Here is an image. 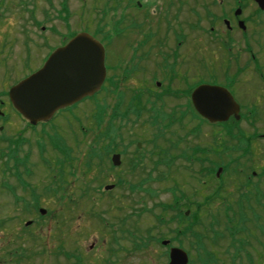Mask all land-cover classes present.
<instances>
[{"label":"rangeland","instance_id":"374dc122","mask_svg":"<svg viewBox=\"0 0 264 264\" xmlns=\"http://www.w3.org/2000/svg\"><path fill=\"white\" fill-rule=\"evenodd\" d=\"M163 1L141 0L142 3L148 5L149 12L155 13L156 15H160L163 12L165 8ZM182 1H184L182 2L184 6L180 8L178 13L172 10L170 18L172 15L177 14L176 22L181 25H188L192 18V11L195 10L201 15L203 10L201 7H197L193 0ZM197 1L202 2V0ZM248 1L250 2V0ZM30 3V0H0V36H3L4 40H6L5 42L11 39L10 47L6 48L7 51H4L6 64L4 66L2 64L0 65V89H3L5 93L19 80V76H23L22 72L30 66L29 62L20 63L19 50L22 48L20 41L18 42L20 38L19 29L23 24L28 22V15L24 11L21 13L20 7L28 8L30 7ZM64 3L70 11L69 22L71 27H77L81 19L83 20L85 18L91 22L94 28L98 17L96 18V15L92 14L81 15L82 0H35V14L38 28L42 23L46 24V18L48 20L53 18L55 22L53 26L59 27L61 22L56 19V16L60 17L62 15L60 11ZM99 5H101V0H97V8L100 7ZM213 12L219 13L217 9ZM251 14H253V8L246 7L244 15L250 17ZM257 21L264 24V14L260 18L254 19V22ZM203 25L206 28L208 27L206 22H203ZM252 28L255 31L258 30L263 33V35L256 37V39L263 41L264 25L258 26V28L253 26ZM82 31L97 38L89 25ZM79 32L80 30L76 29L73 33L77 34ZM249 34L251 32L248 31L247 37H250ZM42 37L43 34L38 29V66L41 64L40 61H43L48 55V51L45 50L47 47H40ZM234 38L237 39L238 36H234ZM199 46L197 56L194 54L190 41L180 47L181 54H183L181 60L185 62L184 67H181L183 72H191L189 61L194 55L197 57L199 64L197 66V72L206 70V68L202 67L203 63H205L206 67L207 65L209 66L210 61L208 58L211 57V48L207 45L206 38L202 37L199 39ZM235 51L236 48L233 49V53ZM257 52H254V54H256L260 63L263 64L264 56L259 57ZM214 56L211 58L215 63H219L220 60L216 58L217 55L214 54ZM246 57L249 58L250 55L243 56L241 65L246 64ZM115 60L113 53L108 51L106 57L107 66L111 65ZM252 67L253 65L251 64ZM251 68L249 69L251 70ZM217 69L220 68H216L212 73L201 72L199 75L219 76ZM221 69L223 70V68ZM234 69L235 67L231 63L230 70ZM250 86L251 84L249 86L241 84L240 87L244 90L241 94L245 96L243 100L247 109L250 108V104L258 103L257 111L250 112L255 113L254 117H258L254 124L248 125L244 122L240 123V128H242L245 138L253 141L255 134H264V88L261 86L257 90L256 88H250ZM99 98L97 96L95 99ZM1 102L5 105L1 112L5 116L11 117L12 127H9L11 124L5 125L0 120V126L5 125L0 132V152L6 150L1 145V139H15L14 132L21 130H23L20 132L21 137L29 140V143L22 145L19 150L23 154L29 153L32 158H36L39 150L35 147V143L38 140H42L40 139L41 137H45L41 131L48 132L50 138L52 140L55 139V142L57 139L59 145L67 148V151L65 156H60L55 151L49 152L48 145H46L47 150L45 154L53 158L49 163L50 170L48 169L49 171H46L42 165H38L34 170L33 176L28 178L32 187L36 190V194L39 196V194L43 193L39 199V205L40 208L51 212L49 217L46 215L42 219H39L33 209H31V213H25L20 205L15 206L14 199L16 195L22 198L25 197L27 200H29V195L17 189L16 180L10 174L4 177L0 173V222L4 223L0 227V264H16L20 251L28 250L32 245L26 236H24L27 232H23L24 223L29 220L36 222L31 228L37 238L33 247L34 252H37L34 258V264H77V260L75 259H65L63 257L65 252L80 255L81 257H78L82 264H166L167 259L163 256L164 252L156 242H151L145 249L141 248L139 250L133 249L131 243L140 242L142 238L137 239V233L140 232L143 234L149 228L153 229L152 239L157 240V237L163 234L174 236L170 232H174L175 228H177V223L174 220L171 221L170 217L176 216L172 211L164 212L160 206V204H169L172 202L171 192H174L177 197H182L178 203L181 216L184 217L186 211H189L188 217L190 218L188 219L187 217V221L183 225L187 223L191 224V222L195 224V227L190 230V233H187L185 237H180L183 241L184 250L188 252L190 258L189 264H227V262L231 264L234 259L235 263L233 264H239L235 254L237 253L238 255V247L239 245L243 246V242L247 243L246 249L254 248L256 252L261 249L259 254L262 255L264 253V241L261 240L262 236L264 237V188L262 185L257 187L261 198L259 195H256L259 197L261 203L259 210H256L258 218L251 220L246 225L244 222L242 225L235 223L236 220H232L234 216L229 217L230 212L228 213L229 216L224 215V204H222L221 199H215L211 205H205L196 211L199 203H202L218 187L224 188L223 197L228 199L229 202H232L236 198L239 199L242 193L248 194L246 191L249 192V187L246 188L245 186L246 177H251L250 184L255 185L259 181L264 180V178H258V175H250L251 170L255 171V174H258L264 166V141H260V138L257 139L256 143H250V152L240 142H229L228 147L226 146V151L224 146L223 153L225 154H223V158L220 155V157L214 156L207 159L206 155L201 156V160L197 159L191 164L184 160L182 157L183 152H190L194 149L193 147L206 149L205 152H207V149L213 148L214 146L212 145L215 143L214 139L212 142V137L219 135L217 128L210 127L208 124H202L198 120L192 123H186L185 121L181 125V128L178 124L166 128V130L162 126L165 132L162 130L163 134L161 136L159 134L157 135V137H160L157 141L159 145L163 144L166 139H170L175 143L179 137L184 138L186 144H184V147H180L175 151L170 150L173 148L167 147L169 149L166 152L167 159L170 161L168 164L163 161L164 155L151 154L153 150L152 145L149 143L150 140L155 138L154 135L158 131L156 128H153V124L149 123V121L147 123L144 122L147 120V117L144 115L143 118H146L141 125L126 126V128L120 127V125H124L120 120H117V122L114 118L112 120L113 111L110 99L104 98L100 101L101 104L97 105V111L103 109L100 123H97L95 119L96 108L94 104L90 101L83 103L80 109L82 113L79 114L78 112V114L82 118V126L85 133L79 132L77 128L73 129L72 126L68 128L64 123L56 122L55 120L50 125H42L37 130L32 132L28 131L24 123L18 122L17 115L11 111L8 104H6L7 102L4 100ZM242 114L249 116L247 112ZM196 125H199V132L196 135L194 134V137H189L192 135H187L186 133ZM53 126L55 127L52 130ZM112 129L119 131V136L123 139V143L120 142V139H117L115 150L123 152L121 154L122 164L117 169L110 168V156L106 157L104 154V148L106 147L107 149L111 142L105 137H101L105 133V136L108 133L112 135ZM186 136L187 138H185ZM223 139L224 137L222 141ZM227 140L225 141L224 139L226 143ZM96 141L98 144H96ZM128 143L131 146H128ZM136 143L141 144V153H143L146 159V164L144 165V172L138 173L140 175H135L133 178L129 175L127 167L135 153ZM90 151L98 152L102 158L101 161L97 158L93 159V156L89 153ZM169 151L172 152L169 153ZM228 154H230L227 164L229 170L223 168L218 180L215 177H210V175H207V180L204 179L203 177L209 171L211 173L213 165L216 168V163H225L227 160L226 155ZM91 156L92 160H90ZM57 157H62L61 161L55 159ZM149 159L150 161H148ZM232 159H236V161L242 160L243 164L240 166L237 162V165H234V167ZM3 161L4 159H1L0 165ZM156 161H160V164L154 169L153 164ZM244 162L248 164H244ZM97 164L101 170L97 168ZM149 174L151 175L149 176L150 179L143 186V190L148 187V191L152 192L154 194L153 196L148 195V191L144 192L139 189L131 191L129 189V185L138 184L141 179L146 178ZM6 178H8L9 183ZM118 180H122V184L119 186L116 185ZM56 185L59 187L55 188ZM107 185H114L115 187L111 191L103 192V186ZM13 186L16 195L12 191ZM52 186H54L57 193H52L50 196L46 190L52 189ZM261 186L263 189L260 188ZM98 187L101 188H99V192L97 191ZM250 188L254 189L255 187L252 185ZM220 191H222L221 188ZM244 214L245 217L252 219V215L246 211H244ZM122 218H126L129 221L121 225L115 223L117 219ZM98 219L105 221L99 222ZM157 220H162V222L159 223ZM229 220L233 223L229 224ZM110 227H114V232L117 234L116 237L119 241L124 240L130 243L120 241L119 245L125 246L127 250H123V247H121L118 251L111 254V256H108L111 247L110 241H118L114 238V235V237L111 235L112 231H110ZM230 229H234L232 230L233 235ZM183 231L189 232L188 229L185 231L184 228ZM62 234H64V237H62ZM212 234L217 236H213ZM143 237L148 238L145 235ZM206 237L209 239L213 238L211 245L204 241ZM255 237L259 239L262 245L261 243L250 241V239ZM91 246H93V249H89ZM118 248H115V250ZM226 248L229 249V254L228 256L226 255V258L223 256L224 262H222L223 260L220 261L222 263L212 262V258L208 253H213L215 257L217 256L219 258L221 256L220 254L227 253ZM260 264H263L262 260Z\"/></svg>","mask_w":264,"mask_h":264},{"label":"flooded vegetation","instance_id":"af4514ba","mask_svg":"<svg viewBox=\"0 0 264 264\" xmlns=\"http://www.w3.org/2000/svg\"><path fill=\"white\" fill-rule=\"evenodd\" d=\"M30 1V7H20L21 13L24 11V13L28 15V22L20 27V38L18 40L22 48L19 50L20 63L29 62L30 66L22 72L23 76H19V80L12 86L37 72L54 51L64 47L70 41L76 29L83 32L82 30L88 25L97 36V38H94L97 39L104 48L106 76L100 91L95 96L83 100L67 109H63L57 112L48 122L38 123L35 126H30L17 114L8 99L9 89L6 93L3 89H0V112L5 107L3 102H1L4 100L7 102L6 104H8L11 111L17 115L18 122L24 123L28 131L32 132L37 130L38 127L42 125H50L54 120L64 123L68 128L72 126L73 129L77 128L79 132H81V130L84 131L82 118L79 117V114L82 113L80 111L81 106L86 101L92 102L96 108L97 123H100L101 115L97 112V105H100V101L104 98L111 100V108L113 111L112 120L113 118L116 122L120 120L124 124L120 125V127L126 128V126L141 125L149 121V123L154 126L161 128L163 126L165 129L177 124L181 128V125H183L185 121L186 123H192L198 120L195 106H193L192 94L201 85H208L226 90L234 99L235 104L238 105L240 114L245 112L250 114V112H255L257 109L258 103L250 104V108L247 109L243 100L245 96L241 94L244 90L240 87L241 84H245V86L251 84L250 88H256L257 90L261 86L264 88V59L263 64H261L256 54H254V52L258 51L259 57L264 56V40L256 39V37L263 35V33L258 30L255 31L252 28L253 26L258 28V26L264 25L260 21L254 22L255 18L258 19V17L260 18L261 15L264 14V10L259 7L255 0H250V2L248 0H202V2L193 0L197 7H201L203 13L200 15L193 10L192 18L188 25L178 24L176 22L177 14L174 16L172 15L170 18L172 10L178 13L180 8L184 6V3H182L184 1L182 0H164L165 8L160 15L150 13L148 5L142 3L141 0H101L99 8H97V0H82L81 15L92 14L96 15V18L98 17L95 25L93 23L94 28L91 22L85 18L83 20L81 19L77 27H71L69 22L70 11L65 3L62 5L60 11L62 15L60 14V17L56 16V19L61 22L59 27L53 26L55 25L53 18L50 20L46 18V24L42 23L38 28L35 14V0ZM245 6L253 8V14H251L250 17L244 15ZM215 9H217L219 13L213 12ZM203 22L207 23V28L203 25ZM38 29L40 33L43 34L40 47H47L45 50L48 51V55L43 61H40L41 64L39 66L37 57V50L39 47L37 42ZM248 31L251 32V34H249L250 37H247ZM234 36H238V38L235 39ZM202 37L206 38L207 45L211 48V57H215L214 54H216V58H218L220 62L215 63L210 57L208 58L210 61L209 66L207 65L206 67L203 60L202 67L206 68V70H201V72L212 73L216 68H220L217 69L219 76H200L199 74H201V72H197V66H199V64L195 55L197 56L198 54V48H200L199 39ZM10 40L11 39H8V41L5 42L6 40H4L3 36H0V60H2L0 65L2 64V66L6 64L4 51H7L6 48L10 47ZM189 41L190 45L193 46L195 55L191 60L189 58L191 72L188 73L181 70L185 62L181 60L183 54H181L180 47L186 42L189 43ZM52 46L53 48H51ZM234 48H236L235 53H233ZM108 51L112 52L116 59L109 66L106 64ZM248 55H250V57H246V64L241 65L243 56ZM231 63L235 67L234 70H230ZM251 64L253 65L252 68ZM221 68H223V70ZM249 68H251V70ZM102 94L104 95L101 97ZM97 96L100 98L95 99ZM144 115L147 117V120L143 122L146 118H143ZM233 119L234 118L231 117L227 123L223 124L225 125L223 127H216L219 131V135L212 137V142L214 139L215 143L212 145L214 147L207 149V152L201 156L207 155V159L214 156L220 157V155L222 158L224 157V146L226 151V146L228 147L230 142L228 127H235ZM0 120L3 121L5 125L11 124L9 127H12L11 117L5 116L3 112L0 114ZM140 121L142 122L140 123ZM4 126H0V132ZM54 127L55 126L52 127V130ZM21 131L14 132L16 136L15 139H1V145H3L6 150L0 152V161L4 159L3 163L0 165V173L10 174L16 179L17 189L24 194L26 193V195L28 194L30 200H27L25 197L16 196L18 204L26 209H31L34 207V202L32 201L34 188L28 178L33 176L34 170L38 165H42L46 171L50 170L49 163L53 158L45 154L47 150L46 145H48L49 152H52L54 147L48 132L41 131L45 137H41L40 139L42 140H38L35 143V147L39 150L36 154V158H32L29 153L23 154L19 150L22 145L29 143V140L21 137ZM197 133L198 126L196 125L186 134L192 135L189 137H194ZM235 133L236 130L233 131V134ZM259 136H261V134ZM223 137L225 141L228 139L227 143L224 139L222 141ZM185 138H187V136ZM117 139H120V142L123 143L121 137H116V140ZM177 140V142L173 143L170 139H166V141L160 145L150 140L149 144L152 145L153 150L151 154L164 155L163 159H165L167 157L166 152L169 150L167 147L173 148L170 150L175 151L186 145L184 138L179 137ZM128 146H131V144L128 143ZM135 146L136 148L139 147L138 150L141 149V144L139 145V143H136ZM10 147L11 149H9ZM193 148L194 149L190 152L185 151L182 154L184 160L191 164L197 160L198 156L197 148ZM247 150L249 151V148ZM171 152L172 151H169V153ZM229 155L230 154L226 155L227 160L224 164L216 163L215 165L218 167L221 166L222 169L226 168L229 170V166L227 165L229 162ZM145 160L146 159L143 158V161ZM232 160L233 166L237 165V162L240 166L243 164L242 160ZM244 164L248 163L244 162ZM127 171L129 174L144 172L143 169ZM251 172L250 175L255 176V171L251 170ZM263 173L264 166L260 169V175L262 176ZM250 178L251 177H246V187L250 184ZM12 191L15 193V188L12 187ZM175 206H178V203L172 207ZM189 218L190 217H188V219ZM186 219L187 217H170L171 221L174 220L177 223V228H175L174 232H170L174 234V236L162 235L160 243L166 242V245L161 247V250L164 252L163 256L168 258L171 249L177 248L184 250L183 241L180 237H185L187 233H190V230L195 227V224H192V222L191 224L187 223L183 225L184 222L187 221ZM128 221L129 220L126 219V222ZM29 228L28 231L25 230L23 232H27L24 236H26L27 240L30 241L32 245L28 250L20 251V255L17 256L16 264H34V258L37 252H34L33 247L37 238L36 234H34L31 229L32 225H30ZM183 228L185 231L188 229L189 232H184ZM212 235L217 236L215 234ZM62 237H64V234H62ZM201 240L203 241V239ZM212 240L213 238L209 239L208 237L204 239V241L208 242L210 245ZM261 240L264 241L263 236ZM120 241L123 242L124 240ZM124 242L130 243L128 241ZM115 243V241H112V245H116ZM243 243V246H240L238 250L237 259L239 264H260L261 260L264 264V253L262 255L259 254L261 249L257 252L254 248L246 249L247 243ZM95 245H97V243H95ZM131 245H133V243H131ZM89 249H93V246ZM122 249L127 250L125 246ZM228 254L229 249H227V253L220 254L221 256H219V258L217 256L215 257L213 253H208L214 263L224 262L223 256L226 258Z\"/></svg>","mask_w":264,"mask_h":264},{"label":"water","instance_id":"95a60500","mask_svg":"<svg viewBox=\"0 0 264 264\" xmlns=\"http://www.w3.org/2000/svg\"><path fill=\"white\" fill-rule=\"evenodd\" d=\"M255 2L264 10V0ZM104 79V50L82 33L56 50L39 71L12 87L8 96L17 112L34 126L48 121L58 110L92 97ZM192 100L198 116L210 123H223L232 116L239 119L238 106L222 89L201 86L192 94ZM111 162L119 166V155H114ZM111 189L105 187L106 191ZM169 264H187L186 254L172 249Z\"/></svg>","mask_w":264,"mask_h":264},{"label":"trees","instance_id":"16d2710c","mask_svg":"<svg viewBox=\"0 0 264 264\" xmlns=\"http://www.w3.org/2000/svg\"><path fill=\"white\" fill-rule=\"evenodd\" d=\"M111 133H112V131H111ZM114 133H116V131H114ZM109 134L110 133H108L107 136H105L106 135V133H105V135L101 136V137H105L106 139H108L110 141H113L115 135H113V133H112V135H109ZM230 139H232V137H230ZM66 150L67 149H65L62 152L60 151V154L65 156L66 155ZM104 154L106 155L107 153H104ZM106 157H107V155H106ZM138 158H140V154L139 153H138L137 156H134L130 160L131 161L130 166L132 167V169L135 166L134 160H136ZM91 159H92V156H91ZM120 184H122V183H120ZM53 193L56 194L57 191L55 190V191H53ZM259 194H260L259 191L254 192L253 194L252 193H250V194L242 193L241 197L239 199L236 198L232 202L227 201V206L223 207L225 216L228 215V213L230 212V216L229 215L228 216L229 217L234 216L232 218V220H236L235 223H238V224H241V225L244 224L243 222H245L246 219H247V217H245L244 211H246L247 213H249L253 217L255 216V212H256V209H257L256 207L260 206L259 197L256 196V195H259ZM218 195H219V193H214V195H213L214 197L213 196H210L208 198L206 197L202 203H199V205H198V207L196 209L200 210L202 208V206L210 205L215 199H217L216 197ZM223 202H224V204H226V201H223ZM194 216H195V214H194ZM232 223L233 222L231 220H229V224H232ZM232 230H234V229H232ZM232 230L230 229L231 234L233 235L234 233H233Z\"/></svg>","mask_w":264,"mask_h":264}]
</instances>
